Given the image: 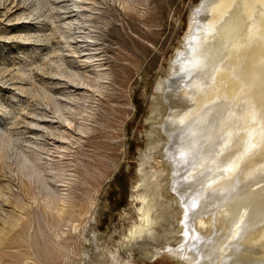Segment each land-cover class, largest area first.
I'll return each instance as SVG.
<instances>
[{
    "label": "rangeland",
    "instance_id": "rangeland-1",
    "mask_svg": "<svg viewBox=\"0 0 264 264\" xmlns=\"http://www.w3.org/2000/svg\"><path fill=\"white\" fill-rule=\"evenodd\" d=\"M203 1L0 0V225L18 220L4 223L0 264L111 263V251L133 264H179L144 254V239L129 238L142 205L136 195L144 191L140 168L157 85ZM92 55L105 77L83 87L72 69ZM68 86L82 98L67 99ZM57 99L82 110L75 125L56 117ZM24 158L42 168L45 183L22 168ZM47 184L70 189L71 216L61 219L46 205ZM92 204L95 219L86 225Z\"/></svg>",
    "mask_w": 264,
    "mask_h": 264
},
{
    "label": "bare ground",
    "instance_id": "bare-ground-1",
    "mask_svg": "<svg viewBox=\"0 0 264 264\" xmlns=\"http://www.w3.org/2000/svg\"><path fill=\"white\" fill-rule=\"evenodd\" d=\"M191 15L169 76L157 85L140 168L144 191L136 195L142 205L129 241L142 238L144 254L179 264H264V0H204ZM95 57L71 68L83 66L71 72L75 83L99 86L105 71L103 63L92 64ZM92 65L100 70L94 76ZM68 89L67 99L82 98ZM81 111L56 100V117L69 126ZM59 133L58 147L68 148ZM22 168L41 180L34 161L24 158ZM58 170L53 175L64 182ZM45 186L46 205L61 219L71 216L77 203L70 189ZM4 223L0 244L9 231ZM110 260L102 264H133L113 251Z\"/></svg>",
    "mask_w": 264,
    "mask_h": 264
}]
</instances>
